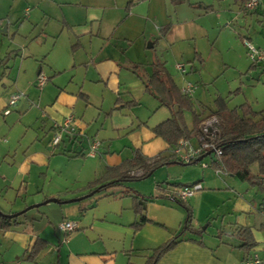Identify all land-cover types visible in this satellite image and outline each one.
I'll return each mask as SVG.
<instances>
[{"label": "rangeland", "instance_id": "obj_1", "mask_svg": "<svg viewBox=\"0 0 264 264\" xmlns=\"http://www.w3.org/2000/svg\"><path fill=\"white\" fill-rule=\"evenodd\" d=\"M95 15L93 20L88 18ZM62 19L71 26L61 30ZM0 24V59L10 52L4 62L9 68L0 82V98L8 102L11 95L20 94L16 104H7L4 109L9 110L7 113L0 112V213L7 214L19 207L25 210L33 205L25 211L34 218L30 229L54 242L68 240L75 233H81L78 238L83 239L89 236L86 230L91 228L82 226L81 222L76 230L65 235L58 224L66 213V205L78 201L68 203L72 199L68 193L62 194L63 203L48 201L46 195L57 185L79 188L93 173L101 174V167L96 169L98 165L93 163L96 160L76 157L68 161L67 157L50 153L54 132L49 131L46 123L42 124L43 107L53 101L59 88L70 92L80 89L89 94L88 105L79 99L74 113L86 105L93 112L101 108L98 121L92 125V134L97 130L95 140L100 142L104 138L101 140L104 147L113 131L111 122L131 118L135 127L138 124L150 127L178 109L176 102L167 105L144 90V79L158 62L165 65L179 88L186 82L193 86L191 109H183L188 127L192 126L193 113L205 117L214 109L217 97H222L226 107L239 114L243 113V105L254 111L264 110V60L253 63L244 44L248 41L264 51V1L254 10H246L241 0H0ZM166 25L169 29L163 31ZM109 59L123 65L115 74L120 102L135 99L133 106L114 110L111 118L106 113L113 107L117 94L110 89V83L106 86L103 76ZM177 63L184 65L185 73L175 68ZM39 75L49 78L44 86L38 84ZM209 119L206 117L204 122ZM118 138L125 139L124 135ZM190 140L197 142L196 138ZM38 146L49 152L50 166L32 164L28 174H24L23 163ZM171 157L168 164L157 167L147 177L124 181L107 188V192L100 191L107 194L105 197L115 196L125 203L124 207L130 204L129 196L122 197L124 191L137 192L146 199L148 213L154 219L151 202L165 201L173 208L168 212L170 217L173 214V220L150 224L135 237L138 250L133 262L141 263L150 254V248L158 245L142 234L153 230L167 235L182 229L185 208L163 193L173 184L184 182L190 167L204 171L205 178L199 182L201 188L187 198L204 242L220 255L229 247L227 255L234 264L240 255L250 254V249L243 251L236 246L238 240L231 232L238 221L253 226L260 237L264 236L261 228L264 227V189L225 171H216L211 165L213 152L190 164ZM201 162L207 167L202 169ZM92 171L95 172L90 174ZM83 192L77 197L90 190ZM101 193L96 191L88 198ZM176 212L183 214L179 226ZM8 236L0 232V243L9 239ZM121 253L118 257L126 264Z\"/></svg>", "mask_w": 264, "mask_h": 264}, {"label": "crops", "instance_id": "obj_2", "mask_svg": "<svg viewBox=\"0 0 264 264\" xmlns=\"http://www.w3.org/2000/svg\"><path fill=\"white\" fill-rule=\"evenodd\" d=\"M70 3L73 4L72 2ZM243 4L244 3L242 2V6ZM88 18L93 20L96 18V15ZM70 26L71 25L65 19H62L61 30H63L64 27L69 28ZM165 27L169 29L168 25ZM4 29L5 28L3 27L1 30L4 31ZM109 60L110 61L106 63L103 76L105 77L106 86H109L108 84L110 83V89L117 94L113 107H111L109 112L106 113V115L111 118L114 110H117L122 106H133L135 104V99H130L124 104L120 102V93L118 91L119 82L117 81L115 74L120 71V66L123 67V65H120L121 62L117 63V61L113 59ZM98 70L101 71L100 68ZM39 73L40 69L38 70V74ZM134 73L135 75H138L136 71ZM98 75L100 76V74ZM47 79L49 78H45L44 82ZM44 82L42 84L43 86L45 85ZM144 90L147 91L145 89V85ZM147 92L155 97L151 91ZM89 98V94L82 92L80 89L77 92H70L63 88H59L56 91L53 101L43 107L45 116L42 115V124L44 126V123H46L49 131L54 132L55 126L63 122L69 115L73 117V124L77 130L75 136H63L60 144L55 147L57 149L54 150L55 148H51V154L56 153L61 157H67L68 161L76 157H82L83 159L86 157L91 161L96 160L93 162L94 164L96 163L95 165H98L96 169L101 167L100 176H95V173H93L95 171L90 172V174L93 173V177L91 179L89 177L84 186L79 188H69L59 187L57 185L56 189L53 191L55 193L51 192L49 195H46L47 198L58 199L59 203H63L62 194H65L64 196H66L68 193L69 195L67 194V196H71L70 198L72 199L79 198L76 200L78 201L77 203H71L68 201V203L71 204L66 205V213H64L61 217L60 222L66 219L74 221L76 223V228L74 230H76L78 225L83 222L84 225L82 226H90L91 228V231L89 229L86 230L89 233V236L79 239L78 237L81 236V233H75L70 239L67 240L66 238L63 242L60 240H56V242L51 241L30 229L29 224H31V221H33L34 218L27 215V212H25L27 211L26 209L22 212L23 207L15 208L14 210L7 212V214L22 212L13 217L16 222L7 229H0V232H2L4 236L9 234V239H7L4 243H0V264H125L123 263V260L120 261L122 258L118 257V254L121 252V255L126 259V264H135L132 259L135 255V250H138L135 249L138 248V245L135 247V237L141 235V231L146 229V227L150 224H159L167 222L168 220H173V214H171L170 217L168 213L170 210L172 211L173 208L165 201L158 203L156 201L151 202L154 205V211L152 213L156 215V219H154L155 216L150 214V212L148 213V205L146 204V199L143 197L145 199L144 214L148 218V221L135 230L133 223L138 219V215L134 212L133 206L135 200L130 193H126V191H124V194L122 195V197H130V204L128 203V207L126 205L124 207L125 203H122L121 200L114 198L115 196H113V198L105 197L107 194L101 193L100 190L98 191L101 195L98 197L92 196L88 198V196L91 195L90 192L81 197H77L82 190H84V192L89 191L90 188H88L87 185L95 179L101 177L107 167L117 166L123 161L132 158L135 150H139L142 154L152 157L157 155L159 152L164 151L167 147V144L163 139L154 136L152 133L151 127L153 125L147 127L145 124H138L135 127L131 118L127 121L125 119H119L110 123L113 131L108 135L107 145L105 147L103 146L104 143L101 140L105 139L102 138L97 146L96 152L93 155H88L87 152L89 150V142L98 138L97 130L92 134L94 129L92 125L94 122L98 121L102 112L101 108L98 107L94 112L88 109L87 105ZM79 99L85 100L87 105L81 109L80 112L77 111V113H79L77 114L74 113V111L78 108ZM16 103L17 102H15V104ZM7 104L8 102L3 101L0 98V112L6 108ZM124 130L127 131L123 134L125 139H119V136H123L121 134ZM84 139H86V145H83ZM124 141L128 142L129 145L123 143ZM115 142H117V145H115ZM77 153H82L83 155L78 156L76 155ZM48 155L49 152H47L43 146L34 148L32 153L28 154L26 157V160L23 163V165L26 166H24V171L22 172H24V174H28L31 168L30 165L32 164L49 167L51 158H49ZM97 161H99V163ZM204 168L205 167H202V169ZM44 174H46L45 171L42 175L44 176ZM185 176L186 178L183 179L184 182H182V184L192 182L199 183L205 178L204 171H200V168L196 167H190L189 172H186L184 177ZM22 182L27 184V181L22 180ZM115 186L117 185L111 187ZM101 191L107 192L106 190ZM36 192L40 191L37 190ZM168 199L170 201H175L171 198ZM186 204L192 210L188 199L186 200ZM21 206L23 205L21 204ZM82 211L84 214L83 217H81L83 215L81 214ZM176 213L178 216L176 218L177 226H179L183 214H178V212ZM109 214L111 215L110 217ZM193 219L194 217L192 218V225L194 227H199V224L196 225ZM95 222H97V226H94ZM235 226H248L250 228L252 237L256 242V245L253 248H258L262 242H264V236L260 237L254 230L253 226L240 224L238 221H236ZM176 232L164 235L160 234L159 231L148 230V234H142V237H149L152 239V242H155L156 244L158 243V245L150 248V250H152L169 240L177 234ZM106 233L109 234V237ZM157 233H159L158 236L156 235ZM18 235L21 236L19 237ZM231 235L234 236L232 232ZM38 239H42L43 244L40 249L34 253L32 251V246ZM226 249L228 252L230 251V248L228 247L225 248L223 255L216 254L215 251H213V249H211L204 242L200 234L191 235L186 232V235H181V240L171 250L167 251L156 264H234V261L227 255ZM242 257L243 255H240L237 261L239 262ZM144 261L145 257L142 259L141 263L137 264H143ZM238 262L235 264H238Z\"/></svg>", "mask_w": 264, "mask_h": 264}, {"label": "trees", "instance_id": "obj_3", "mask_svg": "<svg viewBox=\"0 0 264 264\" xmlns=\"http://www.w3.org/2000/svg\"><path fill=\"white\" fill-rule=\"evenodd\" d=\"M241 1L244 3L246 0ZM166 29V27L163 28V31ZM9 54L10 52L4 56V59H0V82L7 74L6 68H9L4 63L8 59ZM144 85L145 89L151 91L162 103L171 105L176 102L178 105V109L172 111L170 117L151 127L154 136L160 137L166 142V149L152 157L135 150L132 158L123 161L117 166L107 167L101 177L89 183L87 187L90 188V192L93 188L100 191L106 190L127 180L147 177L157 167L168 164L172 159L171 156H174L171 151L180 138H197L202 134L200 125L206 117H215L218 121L215 145L220 150V154L217 156L213 152L215 157L211 159V165L215 170L225 171L231 176L247 181L251 186H258L264 189V110L254 111L249 106L243 105V113L239 114L236 110L227 108L222 97H217L214 109L210 110L205 117L193 113L192 126L188 127L183 116V109H191V95L181 91V88L173 81L163 63H154L152 72L144 80ZM76 155L82 156L83 154L77 153ZM174 160L184 163L176 157H174ZM190 163L192 162L187 164ZM195 183L198 182L177 183L170 188H166V190H176ZM131 195L135 200L134 212L138 215V219L133 223V227L136 230L147 222L148 218L144 214L145 199L135 191ZM171 199L185 208L186 216L182 229L166 242L153 248L150 254L145 257L143 264H156L167 251L171 250L181 240V235L184 232H188L191 235L201 234L202 232L200 227L192 225V210L186 204V199L182 200L176 196H172ZM15 222V218L0 214V229H7ZM232 233L238 240L236 246L243 251L252 250L256 245L248 226H234ZM42 244L43 240L38 239L32 246V251L34 253L37 252Z\"/></svg>", "mask_w": 264, "mask_h": 264}, {"label": "built area", "instance_id": "obj_4", "mask_svg": "<svg viewBox=\"0 0 264 264\" xmlns=\"http://www.w3.org/2000/svg\"><path fill=\"white\" fill-rule=\"evenodd\" d=\"M264 0H246L243 4L244 9L246 10H254L259 3ZM1 25V24H0ZM245 46L248 50V56L253 63L258 62L259 60H264V51L255 48L250 42L245 41ZM175 68L180 73H185V67L183 64L177 63ZM45 80V77L39 75L37 78L38 84L42 85ZM192 84L190 82H186L184 86H182L181 91L185 94L191 95L192 93ZM20 94L11 95L8 100V106L14 105L15 102L19 99ZM7 113L9 110H4ZM201 126L202 134L196 138V143H192L190 139L180 138L176 145L173 147L171 153L174 157L178 158L184 163L194 162L195 159L206 152H214L215 155L220 154V150L215 145V134L217 132V124L218 121L215 117H211L207 121H203ZM77 130L73 124V117L71 115L67 116L63 122L55 126L54 134L51 138L52 148L58 146L63 138L75 136ZM99 142L97 140L92 141L89 144V150L87 152L88 155H93L96 152L97 146ZM202 167H207L205 162H201ZM219 171V170H216ZM201 188L199 183H195L193 185H186L180 187L176 190L165 191L164 196L167 198H172V196H176L182 200H185L193 195L195 190ZM58 227L65 233H69L76 228V223L72 220H62ZM250 254L244 255L238 264H264V242L258 247L253 248ZM262 252V253H259Z\"/></svg>", "mask_w": 264, "mask_h": 264}, {"label": "water", "instance_id": "obj_5", "mask_svg": "<svg viewBox=\"0 0 264 264\" xmlns=\"http://www.w3.org/2000/svg\"><path fill=\"white\" fill-rule=\"evenodd\" d=\"M210 152H211V151L206 152V153L200 155L199 157H197V158L195 159L194 162H198V161H200L204 156L208 155ZM96 191H98V189L94 190V192H96ZM94 192H90V194H93ZM78 199H79V198H74V199H70L69 201L72 202V201H76V200H78ZM48 201L59 202V200L56 199V198H50ZM35 206H37V205H35ZM30 207H32V206H30ZM30 207H28V208H30ZM28 208H26V210H27ZM24 211H25V210H23L22 212H24ZM22 212H17V213H15V214H3V213H0V214L5 215V216L11 218V217L17 216L18 214H20V213H22Z\"/></svg>", "mask_w": 264, "mask_h": 264}]
</instances>
